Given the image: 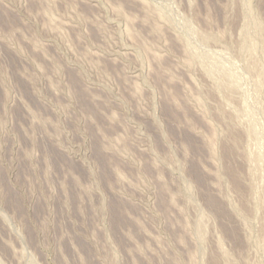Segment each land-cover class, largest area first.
<instances>
[{
	"label": "rangeland",
	"instance_id": "1",
	"mask_svg": "<svg viewBox=\"0 0 264 264\" xmlns=\"http://www.w3.org/2000/svg\"><path fill=\"white\" fill-rule=\"evenodd\" d=\"M0 264H264V0H0Z\"/></svg>",
	"mask_w": 264,
	"mask_h": 264
},
{
	"label": "bare ground",
	"instance_id": "2",
	"mask_svg": "<svg viewBox=\"0 0 264 264\" xmlns=\"http://www.w3.org/2000/svg\"><path fill=\"white\" fill-rule=\"evenodd\" d=\"M121 9V8H120ZM8 21V20H7ZM9 22V21H8ZM10 24V23H9ZM6 25H7V23H6ZM70 78V77H69ZM74 80V79H73ZM76 93V92H75ZM84 95V94H83ZM83 97V96H82ZM81 98V97H80ZM174 98H175V96H174ZM89 111H90V113H92V114H94L95 112H94V110L92 109V108H89L88 109ZM169 112V111H168ZM172 112V111H171ZM172 114V113H171ZM171 116V115H170ZM177 116V115H176ZM173 118V117H172ZM176 119V118H175ZM177 119H178V117H177ZM177 121V120H176ZM191 122H193V121H191ZM181 136H184V135H181ZM213 136V135H212ZM183 138V137H182ZM188 141V140H187ZM210 141V140H209ZM99 143V142H98ZM190 144H191V142H189ZM193 143V142H192ZM213 144V143H212ZM100 145V144H99ZM194 145V144H193ZM190 146V145H189ZM192 147V146H191ZM212 148H213V146H212ZM193 149H195V148H193ZM198 149V148H197ZM196 151V150H195ZM199 152V151H198ZM48 153V152H47ZM46 153V154H47ZM100 154V153H99ZM48 156V155H47ZM54 156V155H53ZM52 156V157H53ZM51 157V158H52ZM101 157V156H100ZM54 158H56V157H54ZM53 161H54V159H53ZM47 162V161H46ZM103 163V164H102ZM102 176L104 177L103 179L108 183V185H110V182H111V180H110V177L107 175V170H106V165L108 164V161H102ZM110 163V162H109ZM197 166V165H196ZM100 167V166H99ZM68 168H70V169H73V167H72V165H69V167ZM196 168H198V167H196ZM116 173H118V172H116ZM197 173V172H196ZM200 175H198V177H199ZM197 177V176H196ZM78 178V177H77ZM3 179V178H2ZM198 179V178H197ZM78 180V179H77ZM200 180V179H199ZM204 182V181H203ZM74 183V182H73ZM72 183V184H73ZM65 185H66V183H65ZM7 194V193H6ZM8 195H9V198L11 199L10 201H13L14 203H18V200H17V196H15L14 194H12L9 190H8ZM79 198V197H78ZM209 201V200H208ZM18 205V204H17ZM17 205H15V206H17ZM127 205V204H126ZM125 204H123V203H118V202H116L115 204H114V207H113V225H114V229H120L122 226H124L125 225V222H126V218L124 217V213H126L125 211L127 210V206H126ZM19 206V205H18ZM112 206H113V204H112ZM128 225V224H127ZM124 228V227H123ZM130 229V228H129ZM115 230V231H116ZM233 238V237H232ZM80 245V244H79ZM82 247V246H81ZM82 249V248H81ZM84 257V256H83ZM83 261V260H82Z\"/></svg>",
	"mask_w": 264,
	"mask_h": 264
}]
</instances>
